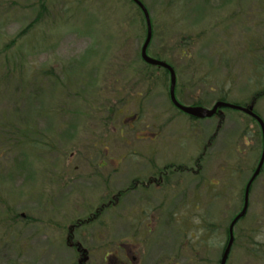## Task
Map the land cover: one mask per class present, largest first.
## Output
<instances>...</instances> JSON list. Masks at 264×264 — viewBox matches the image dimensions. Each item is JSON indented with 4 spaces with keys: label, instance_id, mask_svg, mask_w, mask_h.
I'll return each mask as SVG.
<instances>
[{
    "label": "rangeland",
    "instance_id": "rangeland-1",
    "mask_svg": "<svg viewBox=\"0 0 264 264\" xmlns=\"http://www.w3.org/2000/svg\"><path fill=\"white\" fill-rule=\"evenodd\" d=\"M141 1L154 31L148 55L177 72L180 105L211 109L222 97L249 104L259 94L254 109L264 120V0ZM136 7L127 0H0V261H72L65 246L51 244L59 236L52 225L83 218L102 201L113 167L98 169L99 157L106 146L109 156L125 152L118 128L136 113L150 119L149 104L164 109L190 140L175 149L179 155L195 156L219 128L209 153L221 149L224 173L207 157L211 166L202 172L203 185L221 179L226 184L228 205H212L215 213L221 207L214 205L226 210L218 221L223 228L240 209L242 187L262 150L257 126L229 108L220 110L221 127L220 115L190 121L177 114L169 106L168 77L140 61L145 31ZM9 132L20 136L9 138ZM236 142L243 150L242 172L233 158ZM182 176L183 189L175 196L197 194L199 176ZM250 193L248 217L235 229L240 240L232 264H264L251 227L257 206L264 205L261 178ZM173 206L165 208L175 218ZM103 217L110 218L109 212ZM181 221L168 227L171 255L183 243L177 233Z\"/></svg>",
    "mask_w": 264,
    "mask_h": 264
},
{
    "label": "flooded vegetation",
    "instance_id": "flooded-vegetation-1",
    "mask_svg": "<svg viewBox=\"0 0 264 264\" xmlns=\"http://www.w3.org/2000/svg\"><path fill=\"white\" fill-rule=\"evenodd\" d=\"M142 63L145 69L151 68L148 64ZM176 97L178 99L177 94ZM169 104L177 114H180L170 99ZM149 106L150 119H144L143 115L136 113L128 118L131 121L121 122V127L118 128L119 141L122 139L125 152L109 156L106 146L104 147L106 155L99 157L98 169L113 167L111 176L108 175L109 178L104 181L107 186L103 187L102 201L95 205L93 211H85L87 214L83 218L75 217L71 223L52 225V231H58L59 236L58 240L51 241V244L61 248L65 246L68 255L72 257V261H53L52 264H220L224 248L229 241L228 226L244 205V188L255 166L242 187L240 210L232 219L229 218L228 226L223 228L218 221L226 215L225 208L220 206L228 205L226 184L223 179L219 182L210 180L212 182L205 186L203 182L206 176L202 174L211 166L210 160H216L217 164L219 163L217 170L220 174L224 173V154L223 152L220 154L221 149L217 150L218 153H209V150H213L217 145L219 138L216 136L219 128L209 136L208 144L204 143L199 148L195 146L199 144L201 138L194 137L193 144L197 150L195 156L188 153L186 156L179 155L175 149L185 148V144L190 140L179 134V124L173 117H168L164 109L157 108L155 104ZM139 110L142 112L145 108L141 105ZM217 126L221 127V124L218 123ZM112 131L117 132L115 126ZM129 134L133 135L135 143L129 142L127 136ZM242 152L236 142V146L233 147L235 154L233 158L237 159L236 164L240 172ZM162 153L165 156L162 157ZM210 156H212L210 160L207 159ZM261 170L249 193L258 178L262 179L264 185V166ZM94 172L91 174L96 175ZM184 173L187 176H194V180L196 175L199 176L196 187L200 188L197 194L194 192L191 197L186 195V192H181L179 197H176L177 191L183 189L181 178ZM187 180L192 179L187 177ZM214 202L220 203L214 205L217 209L221 207L218 210L220 212L215 213L212 208ZM166 204L174 205L173 210L177 211L175 218L166 214ZM258 207L259 205L252 222L257 233L256 248L264 255V205L259 209ZM66 209L72 211V208ZM102 209L108 210L110 218L103 217L108 212L105 213ZM73 213L80 212L73 210L71 214ZM19 214L20 218L25 219L23 213ZM176 219L182 220L178 223L179 226L177 225L179 228L177 233L183 243L179 245L176 254L171 255L166 241L168 227L170 229ZM188 220L190 225L192 221L194 223L191 228L187 224ZM174 226L176 227V224ZM191 230L193 234L190 233ZM233 236L234 242L240 240L235 230ZM53 237L57 238L54 235ZM183 238H189L188 244ZM219 238L224 241L217 245L216 241ZM232 248L226 264H232L230 262ZM22 261L18 259L11 264H23ZM9 262L10 260L0 261V264H10Z\"/></svg>",
    "mask_w": 264,
    "mask_h": 264
},
{
    "label": "water",
    "instance_id": "water-1",
    "mask_svg": "<svg viewBox=\"0 0 264 264\" xmlns=\"http://www.w3.org/2000/svg\"><path fill=\"white\" fill-rule=\"evenodd\" d=\"M133 1V3L135 5H137L139 7V9L141 10L142 12V15L145 17V27H146V35H145V40L140 48L141 50V54H140V57H141V60L144 61L145 63H147L148 65L150 66H155V67H161L163 69H165L168 73H169V94H170V100L172 102V104L181 112V113H184L190 117H195L197 119H205V118H211L213 116H215L216 112L221 109V108H229V109H232V110H235V111H241L242 113L248 115L249 117L251 116L252 118H254L257 123L260 125V128H261V135H263V151L261 153V156H260V160H259V163L256 167V171L254 172L252 178L249 180L250 182L248 183V185L246 186L245 188V201H244V206H243V209L242 211L236 215V217L232 220V223L230 224L229 226V242L227 244V246L225 247V252L222 256V259H221V264H225V260L230 252V248L233 244V226L234 224L241 218H243V215L245 214L246 210H247V199H248V190H249V187L251 185V183L253 182V179L259 174L260 172V168L262 167L263 165V162H264V124L263 122L258 118V116L252 112V106H250V108H244L240 105H233V104H230V103H223V102H220V101H217L215 102V105L211 108V109H202V108H199V107H193V108H190V107H186L184 105H180L176 98H175V94H174V90H175V86H176V76H175V72L173 71V69L167 65L166 63L162 62V61H159V60H154L153 58L149 57L147 55V46L149 45V43L151 42V35H152V27H151V21H150V16L148 14V11L146 9V7L144 5H142L139 0H131Z\"/></svg>",
    "mask_w": 264,
    "mask_h": 264
},
{
    "label": "trees",
    "instance_id": "trees-1",
    "mask_svg": "<svg viewBox=\"0 0 264 264\" xmlns=\"http://www.w3.org/2000/svg\"><path fill=\"white\" fill-rule=\"evenodd\" d=\"M129 3H131V5H134L133 4V2H131L130 0H127ZM141 1V0H140ZM142 2V1H141ZM136 6V5H135ZM137 8V7H136ZM137 10H138V12H139V16H141V21H142V25H143V27H144V33H146V27H145V19H144V16L141 14V12H140V10L137 8ZM151 25H152V21H151ZM154 32V31H153ZM153 32H152V37H153ZM144 38H145V35H144ZM20 39V38H19ZM152 40H153V38H152ZM152 42V41H151ZM164 72V74H165V76H167L168 77V73L167 72H165V71H163ZM260 95H261V93H260ZM259 96V94L258 95H255L254 97H253V99H251L250 101L253 103V105H255L256 104V100L259 98L258 97ZM251 120V122L252 123H254V125H256V123H255V121L253 120V119H250ZM107 122V121H106ZM220 123H222V122H220ZM5 134H6V132H5ZM9 135H10V137L9 138H12L13 139V137H12V135H15L14 136V138L16 137H18V136H20V133H19V135H17L16 134V132L14 133H10L9 132ZM8 138V139H9ZM16 146H17V143H16Z\"/></svg>",
    "mask_w": 264,
    "mask_h": 264
},
{
    "label": "bare ground",
    "instance_id": "bare-ground-1",
    "mask_svg": "<svg viewBox=\"0 0 264 264\" xmlns=\"http://www.w3.org/2000/svg\"><path fill=\"white\" fill-rule=\"evenodd\" d=\"M262 136V142H261V147H262V145H263V135H261ZM262 151H263V147H262V150H261V153H262ZM260 156H261V154H260ZM260 156H259V159H260ZM263 166H264V162H263V165H262V167L260 168V172H259V174L262 172V168H263ZM257 167V166H256ZM256 169V168H255ZM252 229H255V226L253 225V222H252ZM255 231V230H254ZM255 233V232H254ZM225 262H226V260H225ZM220 264H221V262H220ZM226 264V263H225Z\"/></svg>",
    "mask_w": 264,
    "mask_h": 264
}]
</instances>
